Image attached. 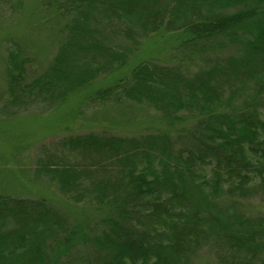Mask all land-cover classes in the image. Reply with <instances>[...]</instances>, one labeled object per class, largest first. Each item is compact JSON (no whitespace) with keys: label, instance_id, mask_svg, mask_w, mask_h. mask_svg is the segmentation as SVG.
Wrapping results in <instances>:
<instances>
[{"label":"trees","instance_id":"obj_1","mask_svg":"<svg viewBox=\"0 0 264 264\" xmlns=\"http://www.w3.org/2000/svg\"><path fill=\"white\" fill-rule=\"evenodd\" d=\"M40 4L62 38L37 76L25 47L5 40L8 105L45 102L50 128L110 101L153 108L168 127L190 122L174 136L43 143L35 177L95 208L100 227L72 222L47 197L0 192V264H195L206 247L217 264H264V215L241 202L264 189V0ZM164 48L177 58L156 59Z\"/></svg>","mask_w":264,"mask_h":264},{"label":"rangeland","instance_id":"obj_2","mask_svg":"<svg viewBox=\"0 0 264 264\" xmlns=\"http://www.w3.org/2000/svg\"><path fill=\"white\" fill-rule=\"evenodd\" d=\"M36 3L37 0H0V192L20 197H47L54 206L64 210L72 222L86 219L87 229L96 232L100 227L97 222L101 214L95 208L70 201L48 179L35 177L34 168L40 146L63 135L89 132L138 136L167 130L174 136L179 130L189 127L190 121H181L174 127H168L153 108L130 101L119 104L110 101L88 107L86 111L83 109L81 114L70 119L71 122L61 124L59 128H50L49 124L56 114L52 113L53 109L46 107L45 102L21 108L8 105L5 92L6 51L9 42L5 40L12 38L25 47L34 60L29 71L31 75L37 76L49 67L62 38L56 13L49 9L48 4H40L34 9ZM233 51L227 48L224 54ZM153 55L160 61L177 58L168 48ZM12 113L17 114L9 115ZM60 114L68 117L65 109L57 113ZM241 202L246 214L264 215V189L250 191ZM216 261L214 251L207 247L195 258V264H217Z\"/></svg>","mask_w":264,"mask_h":264}]
</instances>
